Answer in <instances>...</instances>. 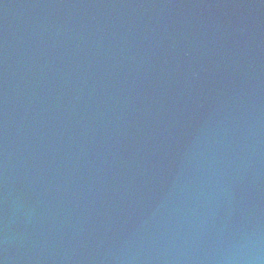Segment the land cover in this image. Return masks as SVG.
<instances>
[{"label":"water","instance_id":"obj_1","mask_svg":"<svg viewBox=\"0 0 264 264\" xmlns=\"http://www.w3.org/2000/svg\"><path fill=\"white\" fill-rule=\"evenodd\" d=\"M0 264H264V0H0Z\"/></svg>","mask_w":264,"mask_h":264}]
</instances>
